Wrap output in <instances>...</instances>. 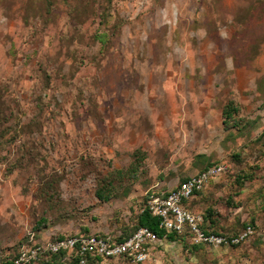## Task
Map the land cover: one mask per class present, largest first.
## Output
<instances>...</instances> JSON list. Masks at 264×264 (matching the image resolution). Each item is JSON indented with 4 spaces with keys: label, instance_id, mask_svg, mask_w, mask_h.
Masks as SVG:
<instances>
[{
    "label": "rangeland",
    "instance_id": "obj_1",
    "mask_svg": "<svg viewBox=\"0 0 264 264\" xmlns=\"http://www.w3.org/2000/svg\"><path fill=\"white\" fill-rule=\"evenodd\" d=\"M215 162L188 207L253 233L166 239L137 264H264V0H0V264L128 234L149 195Z\"/></svg>",
    "mask_w": 264,
    "mask_h": 264
},
{
    "label": "built area",
    "instance_id": "obj_2",
    "mask_svg": "<svg viewBox=\"0 0 264 264\" xmlns=\"http://www.w3.org/2000/svg\"><path fill=\"white\" fill-rule=\"evenodd\" d=\"M225 168L223 163L206 166L180 180L176 188L166 195H149L145 206L158 218L159 228L178 234L187 232L189 241L197 245H237L245 241L253 233L251 225L247 224L237 233H216L202 228V216L181 205L183 199L202 189L210 177L225 171ZM164 240L165 236L159 237L145 226L121 239L95 233L65 235L21 248L10 264H24L42 255L59 252L75 254L80 264H85L90 258L95 259L94 264H114L120 257L131 263H142L149 258L151 248Z\"/></svg>",
    "mask_w": 264,
    "mask_h": 264
},
{
    "label": "trees",
    "instance_id": "obj_3",
    "mask_svg": "<svg viewBox=\"0 0 264 264\" xmlns=\"http://www.w3.org/2000/svg\"><path fill=\"white\" fill-rule=\"evenodd\" d=\"M235 110V106H233L232 102H228V104L225 106L224 108V115H225V118L223 120V122L226 124L227 121L231 120V116H232V113L234 112ZM217 163H220V162H215V163H212L210 165H213V164H217ZM210 165H207V166H210ZM206 167V166H205ZM204 167V168H205ZM186 178V177H185ZM184 179V178H183ZM178 185V184H177ZM202 189L198 190L197 192H194L191 196L185 198L182 200L181 202V205L183 206V208L193 212V213H196L194 212L193 210H191L188 205H187V202L194 196L196 195L198 192H200ZM97 196L98 198L102 199V200H105L107 199V196H105L103 194L102 191L98 190L97 191ZM147 201V199H146ZM203 218V221H202V228L204 229H209L210 231H213V232H216V233H221V232H218V231H215L213 230L212 228H207L206 225H205V220H204V217L202 216ZM247 225V224H246ZM244 225V227L246 226ZM250 225V224H249ZM141 226H145V227H148L150 228L152 231H154L159 237H164L167 239V240H174V239H182L183 241L186 240L188 241L189 243H191L189 241V237L187 235V232H184L182 234H178L174 231H166L164 229H161L159 228L158 226V218L155 216V215H152L150 213V211L148 210V208L144 205V207L142 208L141 212L139 213L138 215V218H137V227L133 230L135 231L137 228L141 227ZM252 226V225H251ZM243 227V228H244ZM132 231V232H133ZM132 232L128 233V234H125V235H121V236H118L117 238L118 239H121L123 237H126L128 235H130ZM102 235H106V234H102ZM61 237V236H59ZM192 244V243H191ZM192 245H197V244H192ZM200 245V244H198ZM43 257H47L50 259L51 262H53L54 260L56 259H61L63 260L64 258H68L69 260V264H80L79 261H78V258L75 254H71V255H67V253L65 252H59V253H54V254H45V255H42ZM118 260H123V261H127L125 258L123 257H120ZM11 259H8L6 261H3L1 262V264H10L11 263ZM34 262V261H33ZM129 262V261H128ZM95 263V259L93 258H90L85 264H94ZM137 264V263H136Z\"/></svg>",
    "mask_w": 264,
    "mask_h": 264
}]
</instances>
